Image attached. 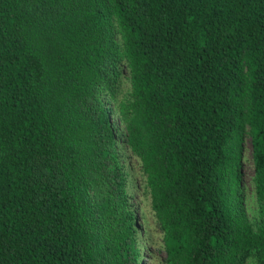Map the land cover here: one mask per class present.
Here are the masks:
<instances>
[{
	"label": "trees",
	"instance_id": "16d2710c",
	"mask_svg": "<svg viewBox=\"0 0 264 264\" xmlns=\"http://www.w3.org/2000/svg\"><path fill=\"white\" fill-rule=\"evenodd\" d=\"M118 134L164 264H264V0H0V264H143Z\"/></svg>",
	"mask_w": 264,
	"mask_h": 264
},
{
	"label": "rangeland",
	"instance_id": "374dc122",
	"mask_svg": "<svg viewBox=\"0 0 264 264\" xmlns=\"http://www.w3.org/2000/svg\"><path fill=\"white\" fill-rule=\"evenodd\" d=\"M130 91L129 73L123 68L119 79L117 101L125 98ZM117 148L123 170L127 177V192L132 211L136 217L138 244L144 256L143 264H164L165 254L162 250V233L151 209L150 195L145 186V176L139 159L126 147L120 134L117 137ZM242 187L249 218L253 223L259 216L258 203L255 199L253 160L250 137L246 136L243 150ZM247 264H256L250 257Z\"/></svg>",
	"mask_w": 264,
	"mask_h": 264
}]
</instances>
